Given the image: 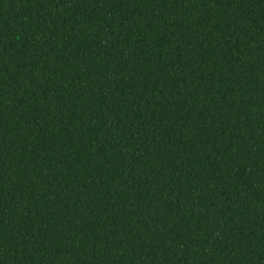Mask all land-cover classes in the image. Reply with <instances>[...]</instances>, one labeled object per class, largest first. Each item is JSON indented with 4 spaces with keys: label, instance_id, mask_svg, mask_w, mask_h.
I'll return each instance as SVG.
<instances>
[{
    "label": "trees",
    "instance_id": "16d2710c",
    "mask_svg": "<svg viewBox=\"0 0 264 264\" xmlns=\"http://www.w3.org/2000/svg\"><path fill=\"white\" fill-rule=\"evenodd\" d=\"M0 264H264V0H0Z\"/></svg>",
    "mask_w": 264,
    "mask_h": 264
}]
</instances>
